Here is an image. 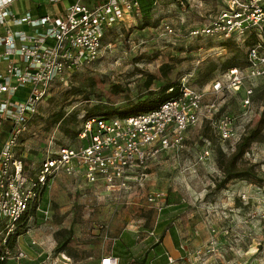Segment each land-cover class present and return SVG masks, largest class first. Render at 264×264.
Here are the masks:
<instances>
[{
  "label": "rangeland",
  "instance_id": "374dc122",
  "mask_svg": "<svg viewBox=\"0 0 264 264\" xmlns=\"http://www.w3.org/2000/svg\"><path fill=\"white\" fill-rule=\"evenodd\" d=\"M159 1L154 12H141L108 27L95 61L63 72L51 84L18 145L27 173H33L40 160L62 142H73L64 127L78 128L85 104L91 102L70 94L69 89L84 76L96 78L100 96L95 97L109 105H122L127 98L145 91L149 74L155 75L152 87L184 77L198 86L197 79L209 60L221 63L235 51L223 46L217 36L187 35L192 26L208 22L220 8L218 0H189L186 11L175 0ZM166 3L173 5L170 12L164 13ZM162 19L176 27L174 35L156 33L154 24ZM164 62L168 64L167 72L160 67ZM220 69L211 77L217 76ZM116 85L122 90L116 91ZM245 86L251 87L253 94L248 114L242 115ZM25 89L21 87L15 96L22 97ZM213 99L220 111L235 116L238 127L246 123V128L252 129L260 117L264 118V77L247 78L239 89L223 94L209 91L204 102ZM60 110L63 117L54 122ZM204 131L208 136L203 135ZM207 139L211 141L209 158L199 160L197 154ZM232 149L230 141L217 137L211 119H203L187 131L182 151L162 150L133 181L130 190L121 195L109 193L100 182L90 183L80 175L57 174L42 199L47 215L35 212L13 243V247L27 251V258L20 264H99L100 258L109 254H116L119 264H138L137 259L143 255L147 263L164 264L161 252L165 249L175 253L172 264H264V222L248 214L254 200L253 204H244L238 195L243 191L254 195L253 183L231 179L222 188L214 185L222 176L217 155ZM244 155L264 177V135ZM155 189L166 194L161 210L147 201V193ZM65 239V247L57 248L58 242Z\"/></svg>",
  "mask_w": 264,
  "mask_h": 264
},
{
  "label": "built area",
  "instance_id": "2783aa9c",
  "mask_svg": "<svg viewBox=\"0 0 264 264\" xmlns=\"http://www.w3.org/2000/svg\"><path fill=\"white\" fill-rule=\"evenodd\" d=\"M15 1L0 0V127L9 122L7 133L0 140L1 260L20 264L27 258L23 247L6 243L8 235L25 210L32 208L47 215L42 199L57 174L80 175L90 183L100 182L109 193L121 195L130 190L133 181L142 176L147 164L162 150L182 151L187 131L203 119H211L217 137L230 141L232 148L241 139L246 123L238 127L235 116L220 111L216 99L210 103L204 100L209 91L223 94L239 89L247 78L264 77V0H218L220 8L208 22L194 25L187 32L190 37L209 34L243 43L249 38L252 42L245 48V66L225 68L201 87L184 77L180 93L151 110L87 118L78 133V143L62 144L48 152L37 169L27 173L18 145L48 88L63 72L92 64L101 52L108 26L135 17L141 9L139 0H73L58 15L37 14L29 8L18 10ZM175 2L186 11L190 1ZM153 4L157 7L160 1L154 0ZM158 25L159 35L176 33V27L166 19ZM25 86L22 97L15 96ZM244 89L242 115H247L253 93L251 87ZM210 143L207 139L197 154L199 160L209 157ZM253 191L254 195L247 191L238 193L240 201L253 204L254 200L248 214L264 222V188L254 187ZM146 197L153 206L163 209L164 190H151ZM164 257V264L175 261L168 251H164ZM100 259V264H119L117 255Z\"/></svg>",
  "mask_w": 264,
  "mask_h": 264
},
{
  "label": "trees",
  "instance_id": "16d2710c",
  "mask_svg": "<svg viewBox=\"0 0 264 264\" xmlns=\"http://www.w3.org/2000/svg\"><path fill=\"white\" fill-rule=\"evenodd\" d=\"M139 2H140L141 12H145V13L146 12L152 13L155 10H157L159 6V5L157 7L154 6L153 4L154 0H139ZM163 12L166 13L168 11L164 10ZM159 23L160 21L154 24L155 31L156 28L159 26L158 25ZM118 24L119 23H115L108 27L117 26ZM207 35L200 34V35H195L194 37L207 36ZM218 38L219 40H221L223 46L234 48L235 51H233V53L228 55L225 58V60H223V62L221 63L217 62L216 59L209 60L208 65L205 67L203 71L200 72L201 73L200 77L197 79L199 87L205 85L207 82H209L210 79L213 78V76L211 77V75L217 68H219V66L221 67L219 72H221L228 67H232V66L241 67L247 64L248 60H247L245 48L248 43L251 44L252 42L250 41L249 38L244 43L239 42L237 39H234L232 37H228L224 39L221 37ZM167 66L168 64L166 62L160 65V67L165 69L166 72L168 71ZM149 75L150 76L147 78L145 83L146 85L145 91H143V93H141L138 96L127 98V101L122 105H115V104L109 105L108 103L104 102V100H102L101 97H95V96H100V94L97 93L96 78L92 75H86L84 76L83 81L78 82L77 84H72L69 89L70 94L74 96L80 95L82 96L83 100H86V102H91V104L90 103L85 104L86 112L81 118H79L78 128L69 125H66L64 127L66 134L67 135L69 134V136L72 137L74 140L73 142H67V143L62 142V144L74 145L76 139H78V133L82 128L81 127L82 122L87 118H91L94 116L111 117L112 115L127 116L128 114L144 112V110H151L158 107L161 102L167 99L174 98L180 93L181 79H176V80L167 79L159 83V85L152 87V84L155 79V75L153 74H149ZM115 87H117L116 91L122 90L118 85H116ZM61 110L55 113V116L53 118L54 122L61 120V118L63 117L61 116L62 114ZM76 112L77 111H74V119H76L77 116ZM29 120H28V124H29ZM254 126L255 127L252 129L246 128V130L240 137L241 139L238 142H236L235 146L230 152H228L227 154L224 153L217 155L216 162L220 172H222V176L215 181L214 185L216 189L224 187L231 179H243V180L246 179L249 182H252L255 187L260 189L264 188V177L257 174L254 164L246 160L244 155L245 152L250 147V145L255 141H259L264 135L263 134L264 118L260 117ZM203 135L208 136L206 131L203 132ZM34 213L35 211L32 208L31 210L30 209L25 210L24 213L16 220L14 231L8 235L9 237L6 242L8 245L14 246L13 243L15 242L17 235H19L20 232L25 230V227L28 225L31 216ZM66 240L67 239H65V241H63L62 243L58 242L59 246L57 248L63 249L66 245L65 243ZM117 242L123 243L120 240H117ZM1 248L2 245H0V250ZM161 254L164 255V252H161ZM137 260H138V264H150V262L147 263L146 257L144 255ZM0 264H8V263L0 259Z\"/></svg>",
  "mask_w": 264,
  "mask_h": 264
},
{
  "label": "crops",
  "instance_id": "0c3cea01",
  "mask_svg": "<svg viewBox=\"0 0 264 264\" xmlns=\"http://www.w3.org/2000/svg\"><path fill=\"white\" fill-rule=\"evenodd\" d=\"M71 1H73V0H58L57 3H50V2H47L45 0H41V1H37V0H16L14 5H15V7L18 10H24L25 8H29L33 13H37V14L50 12V13H53L55 15H58L59 13H62V11L64 9V6L68 2H71ZM171 5H173V4L172 3H166L165 5H163V9L165 11L170 12V10H171L170 6ZM8 125H9L8 121H5L1 125V127H0V140H1L2 137L5 136V134H6L7 130H8L7 129ZM252 188H254V186ZM43 206H45V205L43 204ZM166 243L167 244L170 243V240H168V238H167V242ZM165 250L175 256L174 251L169 250V249H165ZM99 264H100V261H99Z\"/></svg>",
  "mask_w": 264,
  "mask_h": 264
}]
</instances>
